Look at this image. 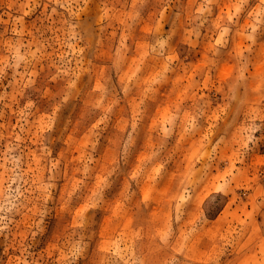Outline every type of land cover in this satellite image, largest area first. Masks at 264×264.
Listing matches in <instances>:
<instances>
[{
	"label": "rangeland",
	"instance_id": "374dc122",
	"mask_svg": "<svg viewBox=\"0 0 264 264\" xmlns=\"http://www.w3.org/2000/svg\"><path fill=\"white\" fill-rule=\"evenodd\" d=\"M0 264H264V0H0Z\"/></svg>",
	"mask_w": 264,
	"mask_h": 264
}]
</instances>
